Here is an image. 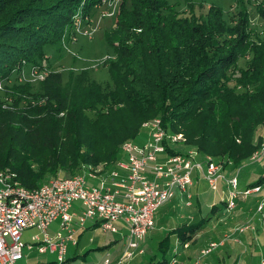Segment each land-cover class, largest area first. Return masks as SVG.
<instances>
[{
  "label": "trees",
  "instance_id": "1",
  "mask_svg": "<svg viewBox=\"0 0 264 264\" xmlns=\"http://www.w3.org/2000/svg\"><path fill=\"white\" fill-rule=\"evenodd\" d=\"M261 1L256 11L264 21ZM126 2L106 33L114 55L102 64L111 82L90 80L83 67L63 84L61 71L48 67L33 88L21 81L22 67L45 66L44 46L102 0H0V170L12 169L28 188L83 164L111 163L152 117L224 168L242 165L264 137V37L250 33L247 10L229 24L217 3L196 16L167 0ZM263 182L264 170L238 195ZM226 208L223 198L205 216L172 225L146 264L177 262L185 243Z\"/></svg>",
  "mask_w": 264,
  "mask_h": 264
},
{
  "label": "built area",
  "instance_id": "2",
  "mask_svg": "<svg viewBox=\"0 0 264 264\" xmlns=\"http://www.w3.org/2000/svg\"><path fill=\"white\" fill-rule=\"evenodd\" d=\"M105 1L102 0V4ZM105 13L102 12V16ZM83 32L89 34L88 29ZM46 73L31 72L37 80ZM141 126V140L125 139L119 157L111 163L83 164L82 169L69 176L57 175L35 187L25 186L10 168L0 170V264H17L33 249L56 255L55 260L34 264H63L68 246L77 241L76 230L83 229L90 221L112 233L119 231L122 224L126 230V248L114 259L107 252L99 264H127L135 254L143 252L141 241L154 227L158 207L178 194L191 205L188 189L195 179V171L215 191L218 182L223 181L228 189L224 197L226 209L231 210L239 194V167L228 176L223 163L200 155L193 147L188 152L170 151L172 144L185 137L181 131L166 129L158 117L142 121ZM249 160L264 163V137ZM261 186L260 183L249 187L241 195L257 192ZM75 203L82 209L75 208ZM263 205L264 198L258 203L257 211H261ZM53 222H58V226L50 234L48 227ZM33 226L43 237L33 233L32 242H25L23 230ZM249 226V223L239 224L235 229L245 231ZM225 239L226 236L219 241L210 240L199 249L198 258L192 264H199L201 256L223 244ZM175 263L176 259L171 262ZM259 264H264L263 258Z\"/></svg>",
  "mask_w": 264,
  "mask_h": 264
},
{
  "label": "rangeland",
  "instance_id": "3",
  "mask_svg": "<svg viewBox=\"0 0 264 264\" xmlns=\"http://www.w3.org/2000/svg\"><path fill=\"white\" fill-rule=\"evenodd\" d=\"M259 1L261 0H187L188 4H186V0H167L169 4L174 3L176 5V8L181 10L182 13L190 11L193 12L196 16L205 13L207 8L212 3L220 4L223 10V16H225V20L229 24H235L238 20V17H240L239 15H241L240 11L243 12L247 10L246 13L248 12V14L250 15V33H252L253 36L256 34H260L264 37V21L261 20V16L258 15L256 11V4H258ZM121 2L122 0H106L104 4L101 3L100 5L93 7L90 13H87L83 17H79L78 19H73V22L75 23L69 27V30L65 32L63 37H61L57 42L52 43V45L48 44L44 46L42 61L47 64H45V66L43 67H39L34 63L26 64L22 67V78H20L21 81H29L32 84L33 88H36L38 87L39 80H37V78L31 74L32 70H36V72L47 71L49 69L48 67H50V69L52 70L59 69L61 71L64 84L67 81L68 76H70V72L78 73L80 69L84 67L88 70V77L90 78V80L95 79L100 83H103V85H106L107 82H111V74H109L107 67L103 66L102 62H104L106 58L114 55V48L110 46L106 41V33L114 27L115 22L117 21L115 16L117 15ZM126 3L128 7H131L129 6V0H127ZM107 4L109 5V7ZM104 11L107 12V14L105 13L106 15L102 16V12ZM84 19H86V21H84ZM84 29H88L89 34L83 32ZM12 82L13 79H10L7 83L11 84ZM4 92L3 82H1L0 97H5ZM140 134L141 133H139L138 136L139 140ZM171 147L173 151L181 150L188 152L190 149H192L191 147H185L182 141H178L175 144H172ZM199 158L201 159V157ZM260 164L261 163H253L249 160V158L247 159V161H244L242 165H235L233 162H231L230 164L226 165L227 167L225 166L224 173L230 176L234 173L235 168L239 167L240 170L238 172V175H240V173H243L244 170L248 169L251 175L250 178L254 180L259 175L258 171L262 170V167L258 166ZM226 170H228V172H226ZM193 176L195 177V179L199 178L200 183L198 188H196V183L192 184L193 186H191V194L194 196L198 195L200 197L199 201L196 203H198V209L201 210L199 212V215H201L202 217L205 216V214H208L209 207L213 205V202L211 205H207L208 203L205 202V196H212L214 199H217V201L220 202L228 194V189L222 181L218 182L216 191L211 189L209 186H207V182L205 180H202L203 178L200 177L198 171H195L193 173ZM190 201L192 205V197ZM182 202L183 203L179 202L178 206L174 207L168 201L165 202L162 207H159L157 209L155 225L152 230L149 231L150 233H148L141 241V246H143L144 252L140 255L135 254L131 258L135 259L133 264H146L147 260H150V256H152L154 253L159 254L156 248L158 246L157 241L169 232L168 230L172 225L176 226L184 220L190 222L192 221V219L198 218L199 215H196L198 212H196L195 210H190L191 205H188L185 201ZM77 204L79 205L77 206L78 209H82L79 203H75V208ZM184 207L187 208L185 209ZM221 215H223L222 221L227 219L229 220L230 218L228 212ZM57 224L58 223L54 222L49 226L48 232L50 234H53L55 229H57ZM33 233H39L42 236V233L39 231V229L33 226V228H26L23 230L22 239L25 242L31 243ZM207 234V230L206 232L201 231L199 232L197 239L189 243L190 246H183L184 249H182V252L180 253V255H178L179 260L175 264H180L181 259L187 258L183 250L189 249L191 252H193L194 245L197 244L201 239L206 237ZM229 235L232 234H228V236ZM92 236L94 242L91 243L92 246L90 245L91 248L88 250L87 254L84 257L79 255L71 261L67 259L63 264H99L101 261H103L107 252L112 254L111 252H113L115 248H122L123 241L125 240L123 239L124 237L122 238L119 235V233H111L108 230H99L98 233L94 232ZM229 241L230 240H228L229 245L232 246L234 242ZM100 244H106V246L104 248L96 249L95 246ZM218 247L213 248V250L208 254V256L211 257L210 263L212 264H258L260 254L255 252V250L253 249L247 250L245 253H242L244 257H241L239 260H237V256H235L234 254L232 255V253L227 250V246H220L219 248ZM74 249V246L71 247V249L67 251L65 256H69V258L72 257ZM226 252H229V254ZM55 256V253H52L50 251L43 253L38 252L35 249L33 250V252L28 253L27 256L18 261L17 264H34L40 262L44 263L47 261L55 260Z\"/></svg>",
  "mask_w": 264,
  "mask_h": 264
},
{
  "label": "crops",
  "instance_id": "4",
  "mask_svg": "<svg viewBox=\"0 0 264 264\" xmlns=\"http://www.w3.org/2000/svg\"><path fill=\"white\" fill-rule=\"evenodd\" d=\"M258 166L262 167V171L261 170L258 171V174L260 175V173L263 172V170H264V163H261ZM226 172H228V170H226ZM240 175L238 178V181H239L238 187H240V188H244L245 185L250 180H253L250 178L251 175H250V172L248 169L244 170L243 173H240ZM196 178H198V177H196ZM202 180L204 181L205 179L203 178ZM194 183H196V188H198L199 183H200L199 178L194 179L192 184H194ZM263 183H261L262 189L257 191V192L253 191L251 193L245 194L244 196L238 195V197L235 201L236 204H234V206L232 207V210L228 211V213L230 215L229 220L227 219V220L222 221L223 215H220L219 218L214 219L211 226L207 229L208 234L206 235V237H204L203 239H201L197 243L198 245L197 244L194 245L193 252H191L189 249L183 250L184 254L186 255L187 258L181 259L180 264H192L194 262V260L196 258H198L197 256L199 253V249L201 247L203 248L204 246H206L210 240H215V241L218 240L219 241V239L223 238V236H226V240H224V243L220 244V246H227V248H228L227 250H229V252H231L232 255L234 254L235 256H237L236 257L237 260H239L241 257H244L242 255V253H245L247 250L253 249V250H255V252L260 254V257L258 260V264H259L260 260L262 258L264 259V205H263V208L261 211H257V206H258V203H260V200L264 198ZM192 184H191V186H193ZM191 186L188 189L190 191V194L192 192ZM191 197H192V205L190 206V210H192V211L195 210L196 212H198L196 215H199V212L201 210L198 209V207H197L198 203H196V202L199 201L200 197L198 195L194 196L192 194H191ZM205 199H206L205 202L208 203L207 205H211L212 202H213V205H216L219 203V201H217V199H214L212 196L210 197L209 195L205 196ZM168 201L175 207V206H178L179 202L183 203L182 201H184V199L178 194L175 197H173L171 200H168ZM168 201H166V202H168ZM207 205H206V207H207ZM73 206L75 207V204ZM77 206H79V205L77 204L76 208H78ZM162 206H160V207H162ZM210 207H209V209H210ZM218 212H222V209L219 208L217 213ZM156 213H157V210L155 211L154 218L156 217ZM155 220H156V218H155ZM155 220H154V222H155ZM55 223H58V222H55ZM245 223L250 224V226L245 231H239V230L235 229V227L237 225H239V224L242 225ZM57 226H58V224H57ZM48 230H49V227H48ZM99 230H101L100 227H97V225H95V223H92L91 221L87 222L86 226L83 229L82 228L77 229L75 232V235H76L75 237L77 239L76 243L68 246L69 250L71 249V247L74 246L75 249L73 250V255L70 258H69V256H66L65 261L67 259H69V261H71L72 259H74L75 257H78L79 255L84 257L87 254L88 250L91 248V246H92L91 243L94 242V239L92 236L93 233L94 232L98 233ZM55 231H56V229H55ZM101 231H103V230H101ZM114 233H119V235L122 238L124 237L123 239H125L126 230H125V228H123L121 223H120L119 231L114 232ZM228 234H232V235L228 236ZM198 235L199 234H197V236L195 237L196 239H197ZM228 240H230L229 242H234L232 246L229 245ZM110 244H108V245H110ZM125 244H126V239L123 241V244H122L123 247L122 248H115L113 250V252H111L112 254H110V255L113 259L117 258L118 255L126 248ZM105 246H106V244H100V245H96L95 247H96V249H100V248H104ZM33 250H35V249H33ZM31 252H33V251H28L27 254L31 253ZM229 252H226V253L229 254ZM208 254L209 253H207L206 256H204L200 259L199 264H212V263H210L211 257H209ZM134 261H135V259H131L127 262V264H133Z\"/></svg>",
  "mask_w": 264,
  "mask_h": 264
}]
</instances>
